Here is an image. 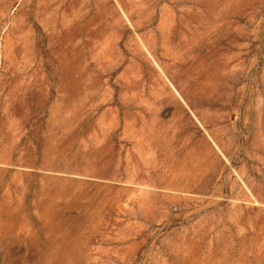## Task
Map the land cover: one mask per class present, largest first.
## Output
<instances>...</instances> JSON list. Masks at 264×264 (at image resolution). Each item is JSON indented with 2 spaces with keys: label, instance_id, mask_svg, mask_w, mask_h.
Returning a JSON list of instances; mask_svg holds the SVG:
<instances>
[{
  "label": "rangeland",
  "instance_id": "rangeland-1",
  "mask_svg": "<svg viewBox=\"0 0 264 264\" xmlns=\"http://www.w3.org/2000/svg\"><path fill=\"white\" fill-rule=\"evenodd\" d=\"M0 264H264V0H0Z\"/></svg>",
  "mask_w": 264,
  "mask_h": 264
},
{
  "label": "crops",
  "instance_id": "crops-1",
  "mask_svg": "<svg viewBox=\"0 0 264 264\" xmlns=\"http://www.w3.org/2000/svg\"><path fill=\"white\" fill-rule=\"evenodd\" d=\"M174 62V67L176 68L175 73H171V72H166L164 70H162L161 67H159L156 63V67L158 68V79H168V83L169 85L172 87V89L174 90V94H175V98H178V100H180V102H182L184 108L186 110H188V112H192L191 111V105L188 102L189 97L182 91V90H178L176 84L174 83V81L172 79H190V67H189V59H187L185 56L184 57H179V58H175L173 60Z\"/></svg>",
  "mask_w": 264,
  "mask_h": 264
}]
</instances>
